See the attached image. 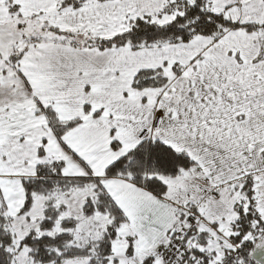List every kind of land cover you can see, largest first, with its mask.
<instances>
[{
    "label": "snow or ice",
    "instance_id": "6c2138e0",
    "mask_svg": "<svg viewBox=\"0 0 264 264\" xmlns=\"http://www.w3.org/2000/svg\"><path fill=\"white\" fill-rule=\"evenodd\" d=\"M0 264H264V0H0Z\"/></svg>",
    "mask_w": 264,
    "mask_h": 264
}]
</instances>
